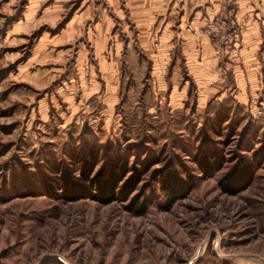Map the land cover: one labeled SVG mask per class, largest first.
Here are the masks:
<instances>
[{
    "label": "rangeland",
    "instance_id": "374dc122",
    "mask_svg": "<svg viewBox=\"0 0 264 264\" xmlns=\"http://www.w3.org/2000/svg\"><path fill=\"white\" fill-rule=\"evenodd\" d=\"M228 2L191 28L187 69L160 12L146 24L123 1L0 0V264H264V5ZM90 152L91 175L149 166L125 201L69 200L60 176L77 179ZM202 156L218 170L204 176ZM243 163L249 184L222 192ZM167 171L193 187L164 208Z\"/></svg>",
    "mask_w": 264,
    "mask_h": 264
},
{
    "label": "trees",
    "instance_id": "16d2710c",
    "mask_svg": "<svg viewBox=\"0 0 264 264\" xmlns=\"http://www.w3.org/2000/svg\"><path fill=\"white\" fill-rule=\"evenodd\" d=\"M226 115L217 113L214 124L220 125L227 120ZM77 179L70 178L64 174L60 176L62 186L60 194L69 200H78L80 198L93 199L100 203H109L114 200H127L129 194L135 187L141 175L147 170L149 161L147 159L138 160V166H131V173L125 177L129 171L123 161L112 160L101 173L92 174L91 170L96 164L95 155L90 152L78 159ZM199 171L204 175L218 170L219 165L215 158L209 160L208 156H202L197 159ZM251 180V166L248 163L240 164L228 171L217 182L219 189L227 194H233L244 189ZM193 187L192 177L187 175L185 178L177 177L175 172L167 171L165 177L160 181V188L165 198L164 208H167L178 198L183 197ZM50 197H56L52 193L51 187L47 186ZM126 209L135 214L142 215L147 208L146 200H139L135 195L131 196Z\"/></svg>",
    "mask_w": 264,
    "mask_h": 264
},
{
    "label": "crops",
    "instance_id": "0c3cea01",
    "mask_svg": "<svg viewBox=\"0 0 264 264\" xmlns=\"http://www.w3.org/2000/svg\"><path fill=\"white\" fill-rule=\"evenodd\" d=\"M120 1L124 2L125 6H129V15H137L136 13H139L141 16L144 15L145 19H144V23L147 24L148 20L152 19L153 16L155 15V13L160 12L159 14L162 16L161 20H159V22H161L162 20H166V23L164 25V27L167 25H170V22L173 21V19L176 18V16L174 17V15L176 14L173 10L175 7L180 6L179 12H181L177 17H178V21H180V23L178 24V26L176 27V30H169L167 31L166 27L164 28V30L162 31L160 37L162 38V40H168L170 39H174V38H181L184 40L182 41V47H180V53L183 55V64L185 66V68H189V65H191V68H193V55L195 54L193 51L194 49V34L190 33L191 28L194 27L196 24L199 23V19L204 20L206 18L211 17L212 15L216 14L218 12V6L220 4L223 3L224 0H113V5L116 6L118 4H120ZM228 4L229 5H234L235 7H239L240 4L243 5V0H228ZM255 5V3L257 5H264V0H251L250 4ZM136 6V7H143V6H150L152 8H147V9H132L130 8V6L132 7ZM167 5H171L169 12L166 13L165 8H163V6H167ZM155 7V9L153 8ZM244 8V6H243ZM151 9H154L153 11H151ZM244 10V12H243ZM242 11L239 12V14H237L236 11L235 15L238 16V19L242 17L240 16V14H246V12L248 13V9H243ZM133 13V14H132ZM130 15V16H131ZM243 20V19H242ZM145 24V26H146ZM159 25V24H157ZM147 27V26H146ZM252 29H250V33H254L253 27H251ZM193 34V35H192ZM169 39V40H170ZM175 41V40H174ZM164 43V42H163ZM163 43H161V48L162 51L160 52L165 53V50H169L171 48V46L173 45V42L170 43L169 45V41L166 42V45H164ZM180 44V43H179ZM206 42L203 43V52L202 54L204 55V61L201 60L202 62L206 63V50H209L208 47L205 46ZM181 45V44H180ZM166 46H168L166 48ZM205 46V47H204ZM165 48V50H164ZM161 61L163 60V58L160 59ZM213 61V60H212ZM209 60V62H212ZM162 63V62H161ZM199 64V63H198ZM211 64V63H210ZM196 67V65H195ZM236 87H238V83L237 81L235 82V89Z\"/></svg>",
    "mask_w": 264,
    "mask_h": 264
}]
</instances>
